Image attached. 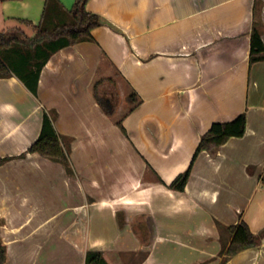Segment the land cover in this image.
Returning <instances> with one entry per match:
<instances>
[{"label":"crops","instance_id":"obj_1","mask_svg":"<svg viewBox=\"0 0 264 264\" xmlns=\"http://www.w3.org/2000/svg\"><path fill=\"white\" fill-rule=\"evenodd\" d=\"M73 3L0 0V31L31 38L33 25L68 22ZM86 9L102 19L93 39L52 51L37 95L20 74L43 50L0 52L14 70L0 77L6 264H85L87 250L109 264H264V236L221 262L227 225L264 229V60L249 61L254 25L264 43V0H88ZM101 78L111 84L99 88L105 103L117 91L112 113L94 95ZM44 110L57 113L71 172L27 151ZM241 112L245 133L200 151L184 189L170 188L211 123Z\"/></svg>","mask_w":264,"mask_h":264},{"label":"trees","instance_id":"obj_2","mask_svg":"<svg viewBox=\"0 0 264 264\" xmlns=\"http://www.w3.org/2000/svg\"><path fill=\"white\" fill-rule=\"evenodd\" d=\"M48 1V0H47ZM88 0H74L72 7L68 10L70 20L65 23L58 24L53 28H45L41 24L33 25L35 34L29 38L19 37L16 32L0 31V52L10 47L20 44L27 46L35 51L43 50V59L35 63L34 69H29L27 74H20L25 85L29 90L37 95V80L40 70L48 57V55L55 49L76 43L82 40H92L93 35L91 30L100 25L102 19L97 13L88 11L86 9V2ZM25 21V20H22ZM27 23H31L26 21ZM45 46V47H43ZM264 60V43L261 39L260 31L254 25L250 37V51L249 61ZM13 68L9 66L0 56V77L11 76ZM102 83V79H98L94 83V95L99 103L103 106L107 113H112L113 108L109 107L97 93V86ZM57 113L55 110H44L43 120L40 133L35 141L27 148L28 152H38L40 155L47 157L53 161L61 163L65 166L67 172L72 171L71 160L69 156V147H66L61 135L57 132L54 120ZM121 130L125 132L121 122H118ZM246 128V114L241 112L231 120L227 121H213L210 127L201 135L197 147L193 153L192 159L187 168L179 173L168 184L170 188L183 190L193 167V163L202 150H207L214 154L217 148L225 143L227 139L232 136H242ZM23 153L22 155H24ZM10 156L0 158V163L10 159ZM231 239L226 246L223 244L221 252L226 253L225 258L221 261L224 263L231 255L238 251L247 248L258 246L261 243V238L264 236V229L259 233L251 231L248 223L240 219L238 223L227 225ZM7 260L6 245L0 238V264H5ZM85 264H109L100 250H87L85 252Z\"/></svg>","mask_w":264,"mask_h":264},{"label":"rangeland","instance_id":"obj_3","mask_svg":"<svg viewBox=\"0 0 264 264\" xmlns=\"http://www.w3.org/2000/svg\"><path fill=\"white\" fill-rule=\"evenodd\" d=\"M24 25V24H23ZM14 30H16L15 32L16 33H18V34H20V32H18V30H20L19 28H14ZM102 79V83H100L99 84V86H97V93H98V95L99 96H101V98H102V100L103 101H105L104 100V97H103V94H104V92H102L101 90H99V88H101V87H110L111 86V84L109 83V81L108 80H106L105 78H101ZM107 90H108V88H107ZM107 93V92H106ZM113 94H115V98L113 99V96L108 92V97L110 98V102L109 101H106V103H109V104H107L109 107H112L113 108V111H115V109H116V107H117V96H116V94H117V91H113ZM111 95V96H110ZM112 111V112H113ZM3 224H5V226H4V228H6L7 229V227H8V229L6 230V229H4V228H2V226L1 225H3ZM8 225V226H7ZM10 224H8L5 220H0V238L2 239V241L4 242V239H3V233H2V229H4V230H6V232H9L10 231ZM4 232V231H3ZM14 232H16V231H14ZM11 238V235L8 233V235H7V240L8 239H10ZM7 261H9V258L7 257V260H6V263H7ZM5 263V264H6Z\"/></svg>","mask_w":264,"mask_h":264}]
</instances>
